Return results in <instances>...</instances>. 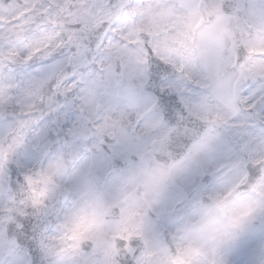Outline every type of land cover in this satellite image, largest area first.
Returning a JSON list of instances; mask_svg holds the SVG:
<instances>
[{
	"label": "snow or ice",
	"instance_id": "snow-or-ice-1",
	"mask_svg": "<svg viewBox=\"0 0 264 264\" xmlns=\"http://www.w3.org/2000/svg\"><path fill=\"white\" fill-rule=\"evenodd\" d=\"M34 59L30 88L6 74ZM0 117V264H231L264 232V0H0ZM194 171L214 183L150 227Z\"/></svg>",
	"mask_w": 264,
	"mask_h": 264
},
{
	"label": "flooded vegetation",
	"instance_id": "flooded-vegetation-1",
	"mask_svg": "<svg viewBox=\"0 0 264 264\" xmlns=\"http://www.w3.org/2000/svg\"><path fill=\"white\" fill-rule=\"evenodd\" d=\"M178 111L179 108L173 105L172 112L175 113ZM170 116L174 117V115ZM63 122L64 114L62 113L58 123L60 136L57 139L61 145L64 142V135L61 130V124ZM53 140L56 141L55 139ZM59 146L60 145H58V147ZM110 148L111 145L109 143L104 146V167L109 170L113 169V161L115 159L112 157ZM82 158L87 159V155L85 154ZM118 159V163L123 165V167L117 171L126 167L127 156ZM203 179L210 181L207 185L199 187ZM213 183L214 179L212 177H201L198 171L182 176L177 181L176 185L168 191L164 198L163 207L166 210L165 214L159 217L153 216L150 220L149 226L155 227L160 231L165 230L178 219L190 199L196 197L205 187L210 186ZM262 235H264V232H262L260 226L257 225L256 228L250 231L232 251L229 257L231 264H264V248L261 247Z\"/></svg>",
	"mask_w": 264,
	"mask_h": 264
},
{
	"label": "rangeland",
	"instance_id": "rangeland-1",
	"mask_svg": "<svg viewBox=\"0 0 264 264\" xmlns=\"http://www.w3.org/2000/svg\"><path fill=\"white\" fill-rule=\"evenodd\" d=\"M49 67L50 63H47L45 65L42 60L36 59L35 61H31L28 64L12 65L8 68L6 74L10 76V78L15 82L16 85L22 86V88L27 89L33 86V84L37 80L42 78L47 72L46 69H49ZM141 95L144 97H148V94L145 92H143ZM9 116H11V113H9ZM52 118L45 122L49 123ZM8 123H11V119L8 120ZM6 126L7 124L5 123V118L2 117L0 121V127Z\"/></svg>",
	"mask_w": 264,
	"mask_h": 264
}]
</instances>
